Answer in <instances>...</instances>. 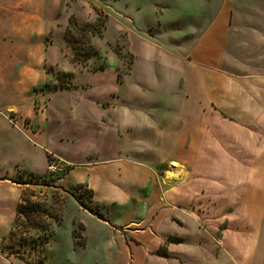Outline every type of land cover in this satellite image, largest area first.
I'll return each instance as SVG.
<instances>
[{"label":"crops","instance_id":"obj_1","mask_svg":"<svg viewBox=\"0 0 264 264\" xmlns=\"http://www.w3.org/2000/svg\"><path fill=\"white\" fill-rule=\"evenodd\" d=\"M81 1L0 0V219L10 187L16 217L17 171L44 174L55 154L70 165L62 187L112 211L118 260L264 264V0H114L133 26L121 29L135 57L126 79L139 57L144 68L126 92L114 64L98 93L77 79H106L111 65L73 70L66 51ZM47 67L72 80L36 110L37 87L57 78ZM65 126L67 139L52 132ZM69 140L86 150L63 153Z\"/></svg>","mask_w":264,"mask_h":264},{"label":"rangeland","instance_id":"obj_2","mask_svg":"<svg viewBox=\"0 0 264 264\" xmlns=\"http://www.w3.org/2000/svg\"><path fill=\"white\" fill-rule=\"evenodd\" d=\"M81 4L82 8L78 11V19L83 22H79L77 19L76 21L80 26H90L89 31H85V37L93 47H95V50L99 52V56L90 59L86 64L79 62L74 63L72 59L74 52L71 48L66 49V51L67 53H71L72 57L70 60L71 62L73 61V70L77 69L78 71L92 73V70L97 67L105 66V68H107L111 65L110 74L106 79L96 75H81L77 79L80 84L92 85L95 91L98 90L95 93H98L101 92L102 88L111 86L110 80L115 70L114 64L118 65L117 72L121 77L120 82L122 83L125 81L127 74L130 73V69H133L132 63L135 57L128 49L125 35L121 30L128 29L131 25L126 19L119 20L113 17V13L118 14L117 11L121 6L120 4L114 6V0H88L87 2L82 0ZM73 18L75 19L74 16ZM117 21L119 24H117ZM98 27L102 28V32L100 34L93 33L92 31ZM117 29L120 30L119 34H121L118 42ZM153 31L154 30L151 28L152 33ZM73 33L76 38L80 37L79 31L74 29ZM182 34L185 35V32L183 31ZM54 38L57 44L62 40L59 30ZM143 68V58L139 57L137 69L129 79H126L124 91L128 92L133 90V88H140L134 81L135 79L138 80L139 71ZM46 69L57 76V78H51L50 82L37 87L36 92L40 93L42 97L39 100L40 102L38 101L36 110H42L44 108L45 111L48 105L47 94L53 93L54 90L67 89L72 80L71 76L68 74H58V71L60 72L58 67H47ZM57 127H54L55 130L53 129L52 132L56 131L57 133H63L66 139L69 138L68 135L71 130L68 126L61 128ZM39 132L45 133L46 130L41 128ZM65 142L60 143L58 141L57 145H59V149L67 155H70V152L75 150V148L80 152L86 150L85 146H82L78 141L74 144H71L73 140H69V144ZM39 152V159L35 169L40 172L45 169V157L42 151ZM51 155L52 154L48 155V162L52 158ZM65 175L66 174L53 175L48 173L47 170L44 174H26L19 170L13 178V181L19 184L17 185L19 189L17 203L20 201L22 190H24L26 187L25 185L28 184L31 191L27 193H34L37 198L33 200H40L43 202V205L46 204L54 217L48 235L49 240L44 254L46 258L44 264H128V260L122 259L120 261L116 258L117 253L113 247L114 242L112 239L111 226L113 217L110 218L108 214L111 212L110 215H112V211L106 210V212L105 210L95 208L91 203L92 197L90 192L84 187L78 186L71 190H65L61 185V181ZM3 195L7 197L8 209L4 216L2 214L3 218L1 217L0 219V264H27L13 255V252L18 251L24 255H28L34 251L30 249V246L22 248L18 244L12 243L10 239L16 219L15 217L13 220V209L17 198L16 189L10 187L7 193ZM84 214L97 217L99 221L94 217L90 219ZM81 221H83V223H81ZM85 225L87 226V230ZM24 230L27 229L25 228ZM127 243H129L128 239Z\"/></svg>","mask_w":264,"mask_h":264},{"label":"trees","instance_id":"obj_3","mask_svg":"<svg viewBox=\"0 0 264 264\" xmlns=\"http://www.w3.org/2000/svg\"><path fill=\"white\" fill-rule=\"evenodd\" d=\"M89 27L90 26L88 25L80 26L74 18L70 21V27L66 31L65 39L74 52L75 62L86 64L90 59L99 56V52L95 50V47H93V45L85 37V31H89ZM74 29L79 31V38L74 36ZM92 32L100 34L102 32V28L98 27ZM104 69L105 66H100L94 70ZM119 78H121L120 75ZM25 186L26 187L22 190L20 202L17 206L16 219L10 239L12 243L18 244L22 248L30 246V249L34 252L24 255L17 251L13 252V255L27 264H44L46 259L44 254L49 240L48 235L54 217L46 204L43 205V202L40 200H33L34 198H37L36 195L34 193L28 194L27 192L31 191L30 187L28 184ZM90 195L91 197L93 196L92 193H90ZM25 228L27 230H24ZM168 242L179 243L181 242V239L170 238ZM158 254L169 258L165 249L159 251Z\"/></svg>","mask_w":264,"mask_h":264},{"label":"built area","instance_id":"obj_4","mask_svg":"<svg viewBox=\"0 0 264 264\" xmlns=\"http://www.w3.org/2000/svg\"><path fill=\"white\" fill-rule=\"evenodd\" d=\"M52 158L47 164V172L53 175L66 174L69 170L70 165L66 164L60 158L55 155H51Z\"/></svg>","mask_w":264,"mask_h":264}]
</instances>
